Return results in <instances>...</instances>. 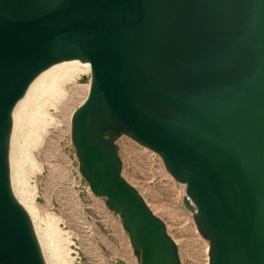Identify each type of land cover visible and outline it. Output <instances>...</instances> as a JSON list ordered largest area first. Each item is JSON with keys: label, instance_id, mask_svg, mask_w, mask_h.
<instances>
[{"label": "water", "instance_id": "water-1", "mask_svg": "<svg viewBox=\"0 0 264 264\" xmlns=\"http://www.w3.org/2000/svg\"><path fill=\"white\" fill-rule=\"evenodd\" d=\"M71 61L91 67L71 117L79 170L139 264L181 261L115 132L185 184L209 264H264V0H0V264H46L13 192L16 113Z\"/></svg>", "mask_w": 264, "mask_h": 264}, {"label": "rangeland", "instance_id": "rangeland-1", "mask_svg": "<svg viewBox=\"0 0 264 264\" xmlns=\"http://www.w3.org/2000/svg\"><path fill=\"white\" fill-rule=\"evenodd\" d=\"M78 75L60 85L62 94L50 98L41 119L24 125L15 186L53 263L139 264L120 217L91 192L79 170L71 117L87 97L91 72ZM115 143L122 176L163 220L181 264H209V243L183 204L185 184L167 172L158 154L130 137L119 134Z\"/></svg>", "mask_w": 264, "mask_h": 264}, {"label": "bare ground", "instance_id": "bare-ground-1", "mask_svg": "<svg viewBox=\"0 0 264 264\" xmlns=\"http://www.w3.org/2000/svg\"><path fill=\"white\" fill-rule=\"evenodd\" d=\"M86 71L91 72V67L71 61L70 64L64 69V71L58 72L56 74L55 78L53 79V81L49 87V89H47L35 102H33L29 107H20L19 108V110L16 113V170L19 169L18 166L20 164V156L22 154L20 151V149H21L20 147H21L22 138L24 137V134H25L23 131L24 125L28 124V122L30 123L34 120L38 121L39 119H41L43 108H44L45 104L49 103L50 98L52 100V98L58 96L59 94H62L63 90L61 89L62 86L60 87V85L63 82L74 79L73 78L74 76H79L78 75L79 73H83ZM25 135H27V134H25ZM16 173H18V172L16 171ZM13 192L15 194V197L19 201V203L22 205V207L25 209V211L29 215L31 222L33 224L30 209L25 205L24 201L20 198L21 196L18 195V191H17L15 184L13 187ZM34 230H35V234H36L37 240L39 242V245L41 247L42 253L44 255L46 264H56L55 262L53 263L52 261H50L49 258L46 256V247H48V246H46L43 243V241L41 240V238L39 237V234H38L35 226H34ZM50 242H51V246L53 247L52 242L54 243V241H50Z\"/></svg>", "mask_w": 264, "mask_h": 264}, {"label": "trees", "instance_id": "trees-1", "mask_svg": "<svg viewBox=\"0 0 264 264\" xmlns=\"http://www.w3.org/2000/svg\"><path fill=\"white\" fill-rule=\"evenodd\" d=\"M120 133L115 132V137H117ZM134 253L136 254V256L139 257V251L138 250H134Z\"/></svg>", "mask_w": 264, "mask_h": 264}, {"label": "crops", "instance_id": "crops-1", "mask_svg": "<svg viewBox=\"0 0 264 264\" xmlns=\"http://www.w3.org/2000/svg\"><path fill=\"white\" fill-rule=\"evenodd\" d=\"M134 250V249H133Z\"/></svg>", "mask_w": 264, "mask_h": 264}]
</instances>
